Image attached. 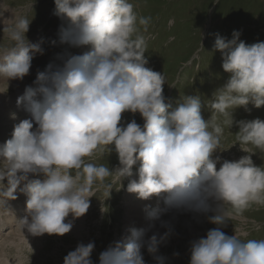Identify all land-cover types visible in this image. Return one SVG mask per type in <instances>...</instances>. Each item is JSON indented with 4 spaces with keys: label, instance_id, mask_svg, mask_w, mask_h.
Segmentation results:
<instances>
[{
    "label": "clouds",
    "instance_id": "1",
    "mask_svg": "<svg viewBox=\"0 0 264 264\" xmlns=\"http://www.w3.org/2000/svg\"><path fill=\"white\" fill-rule=\"evenodd\" d=\"M54 5V14L66 24L60 42L90 44L91 50L38 72L35 87L26 86L17 98L37 127L33 130V123L24 119L0 145V205L6 209L26 182L20 188L27 196L26 215L18 221L21 231L33 236L68 233L73 225L66 218L87 212L94 187H103L108 198L113 187L105 182L113 175L128 179L126 190L140 199L166 194L168 209L214 211L209 222L218 226L254 204L264 205V167L244 155L224 160L217 170L220 158H212L220 149L223 126L230 129L234 123V109L264 105V42L248 45L238 30L231 39L217 35L214 49L229 78L207 102L211 117L205 120L198 95H184L168 110L163 73L146 67L141 29L147 31L151 17H138L130 0H54ZM30 22L18 17L3 29L7 43L0 44V80L23 79L34 55L43 54L39 44L26 38ZM124 112L139 113L143 127L134 119L122 125ZM235 123L237 143L252 146L242 150L264 152V120ZM112 151L119 160L113 170L86 162L94 153ZM210 199L217 202L215 209ZM148 215L159 219L156 211ZM167 235L144 240V230L131 229L129 237L100 254L99 264H145V246L157 264H164V257L155 254ZM93 248V242L78 244L63 264H92ZM189 264H264V239L241 240L216 227L191 243Z\"/></svg>",
    "mask_w": 264,
    "mask_h": 264
},
{
    "label": "rangeland",
    "instance_id": "2",
    "mask_svg": "<svg viewBox=\"0 0 264 264\" xmlns=\"http://www.w3.org/2000/svg\"><path fill=\"white\" fill-rule=\"evenodd\" d=\"M130 2L135 5L134 10L138 17H151L147 31L141 29L147 43L144 55L147 61L151 60L148 51L153 45L151 49L154 53L150 51L149 53L154 56V61L148 67L163 73L164 97L171 94L174 97L180 96L188 85L193 94L201 98L202 117L205 120L210 119L211 112L206 104L212 99L213 93L229 78V74L222 69L220 52L214 49L215 39L217 35L231 39L232 32L238 30L242 33L239 39L248 45L264 42V0H130ZM6 7L11 11L9 15L2 14L3 17L0 13V19L2 18L0 44L7 43L3 29L16 18L27 17L31 22L25 35L35 36L29 43L39 44L43 54L34 55L29 73L23 77L17 88L0 85V97L3 96L1 99L6 100L4 103L0 99V145L11 139L14 126L20 119L28 117L32 122L31 113L22 116V110L26 111L25 105L24 103L18 105L17 98L23 95L26 86L35 87L33 81L38 72L45 71L49 65L53 69L58 66L47 62L49 57L46 53L53 48H56L55 53H60L67 47L60 42V29L62 26L66 27V24L57 15L50 16L52 8L55 10L54 0H0V10L3 11ZM47 21L49 22L43 26ZM51 28L55 33L52 38L49 37ZM81 46L83 54L91 50L90 44ZM157 51L162 55H158ZM55 53L51 52L52 55ZM196 57L197 60L192 62ZM189 78L195 82L186 86L181 83L187 82ZM36 99L42 97L38 95ZM180 100L181 98L171 99L166 105H169V109L173 105V109ZM254 109V117L264 120V105ZM235 116L236 112L233 111L232 127L236 125ZM8 119L13 120V123L8 124L10 121ZM133 119L143 127L144 120L139 113H122L121 124L126 126ZM16 120L18 121L15 122ZM222 120L221 117L218 122ZM36 126L34 122L33 128ZM232 127L228 129L227 126H223L219 148L225 147L227 155H231L235 161L244 155H250L256 166L264 167V152L256 150L254 153H245L243 150H248L252 146L237 143L236 133L232 132ZM86 162L105 164L110 170L119 167L115 151L103 155L99 152L94 153L86 158ZM222 163L223 160L216 166L217 170ZM138 167L139 163L133 166L134 173ZM33 178L43 179L42 176L30 175L29 179ZM133 178L137 177L134 175ZM4 183L7 185V179ZM24 183L26 182H22L17 188L16 199L7 202L6 209L0 205V262L3 260V264H63L64 257L75 250L78 244L87 245L89 242L94 243L90 256L92 264H99L100 254L114 246L116 242L129 237L131 228L144 230V240L155 233L158 239L165 233L168 234L159 244L155 254L164 257V264H189L191 243L205 238L207 232L216 227H220L226 235H236L241 240L264 239V205L254 204L242 215L218 226L209 222V217L215 214L214 211L168 209L164 193L159 196L153 195L147 200L140 199L136 193L126 190L128 179L119 181L115 175L105 182L113 187L108 198L103 187H94L92 193L94 196L90 198L87 212L78 218H73L71 214L66 218L65 222L71 221L75 226L68 233L62 236L55 234L33 236L28 232L22 233L19 229L18 221L26 215L27 196L20 191ZM209 204L215 209L217 202L210 199ZM149 211L158 212L159 219L146 217ZM137 216L142 220L137 219ZM142 223L144 225L141 228L138 225L141 226ZM141 253L145 264H157L153 255L147 252L146 246L141 248Z\"/></svg>",
    "mask_w": 264,
    "mask_h": 264
},
{
    "label": "bare ground",
    "instance_id": "3",
    "mask_svg": "<svg viewBox=\"0 0 264 264\" xmlns=\"http://www.w3.org/2000/svg\"><path fill=\"white\" fill-rule=\"evenodd\" d=\"M3 10V9H2ZM10 11H11V9H9V7H6L5 8V10H3V11H1L0 10V13H1V17H3L2 16V14H4V15H9L10 14ZM1 20H2V18L0 19V22H1ZM10 22V19H8V23ZM22 81H23V79H21V80H17V79H11V80H8L7 82L6 81H4V80H0V85L1 84H4V86L5 87H9V88H17L18 86H19V84H21L22 83ZM2 96V95H1ZM3 97V96H2ZM2 97H0V99L2 98ZM4 98V97H3ZM1 101H4V103H6V100L4 99V100H2L1 99ZM2 103V102H1ZM14 112V111H13ZM28 111H25V110H22V116L24 115V114H27V115H29L30 114V112H28ZM3 116V111H2V114H1V117ZM6 117V116H5ZM4 117V118H5ZM25 119H28V117H24ZM8 120H10L11 121V119H8ZM7 120V121H8ZM9 121V123L8 124H10V123H13V120L10 122ZM18 120H16L15 122H17ZM20 121H22L21 119H20ZM19 123V122H18ZM32 123H34V120L32 119ZM7 124V123H6ZM36 125V124H35ZM10 126V125H9ZM37 127V126H36ZM35 127V128H36ZM35 128H33L34 130H35ZM6 129H8V127H6ZM9 131V130H8ZM9 132H11V131H9ZM5 143V142H4ZM131 209V208H130ZM133 211V210H132ZM150 212V211H149ZM147 214H149L148 212H147ZM137 215H139V214H137ZM144 215H146V214H144ZM142 216V215H141ZM68 217H70V216H68ZM135 217V216H134ZM146 217H149L148 215L146 216ZM132 218V217H131ZM137 219H141V218H139V216H137L136 217ZM135 219V218H134ZM131 220V219H130ZM142 220V219H141ZM146 220H148V219H146ZM136 221V220H135ZM140 224V223H139ZM142 225H144V223H142L141 224V226L140 225H138L139 227H141L142 228ZM75 226L73 225L72 226V228H74ZM20 229V228H19ZM131 229H134V228H131ZM21 230V229H20ZM23 232H25V233H27V230L25 229V230H23L22 231V233ZM156 234V233H155ZM157 235V234H156ZM0 264H3V260H2V263L0 262Z\"/></svg>",
    "mask_w": 264,
    "mask_h": 264
},
{
    "label": "built area",
    "instance_id": "4",
    "mask_svg": "<svg viewBox=\"0 0 264 264\" xmlns=\"http://www.w3.org/2000/svg\"><path fill=\"white\" fill-rule=\"evenodd\" d=\"M63 22V21H62ZM62 22L60 23V24H62ZM153 45H151L150 46V48H149V51L153 54L154 52H153V49H151V47H152ZM149 51H148V54L150 55V57H151V60H150V63L152 62V61H154V56H152L150 53H149ZM155 53H156V51H155ZM157 54L158 55H162V54H160V51H157ZM197 60V57L196 58H193L192 59V62L193 61H196ZM183 85H185L186 86V83L183 81V82H181ZM183 92V91H182ZM181 96V95H180ZM173 99H177V97H174ZM166 104V103H165ZM203 114V112H201V115ZM221 156H222V152L221 151H219L218 149L212 154V158L213 159H215L216 157H219L220 158V160H219V162L217 163V165L222 161L221 160ZM216 165V166H217Z\"/></svg>",
    "mask_w": 264,
    "mask_h": 264
}]
</instances>
